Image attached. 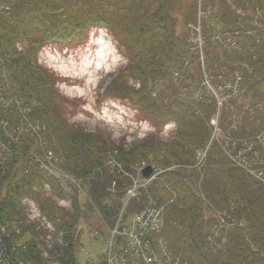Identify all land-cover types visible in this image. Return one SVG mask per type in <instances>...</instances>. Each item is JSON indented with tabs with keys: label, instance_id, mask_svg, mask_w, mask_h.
Segmentation results:
<instances>
[{
	"label": "trees",
	"instance_id": "1",
	"mask_svg": "<svg viewBox=\"0 0 264 264\" xmlns=\"http://www.w3.org/2000/svg\"><path fill=\"white\" fill-rule=\"evenodd\" d=\"M209 4L214 14L203 30L218 38L214 48L206 43L207 68L243 84L238 113L220 112L221 129L230 134L216 139L210 121L217 106L189 100L173 86L176 75L193 71L185 68L194 54L178 26L198 25L197 0H0V264H51L50 257L55 264H95L80 259L81 221L128 257L129 235L138 233L132 220L147 209L161 211V225L144 229L145 237L155 249L162 242L179 263L264 264V163L261 177L250 175L220 141L251 145L264 162V31L255 36L248 25L253 15L264 19V0H204ZM99 27L127 59L102 101L132 106L138 123L154 130L131 144L72 122L78 101L38 64L45 46L75 49ZM154 84L172 94L160 101ZM171 122L174 133L164 138ZM144 162L156 176L128 199L136 165ZM26 202L38 207L40 220L31 219ZM96 263L107 264L103 257Z\"/></svg>",
	"mask_w": 264,
	"mask_h": 264
},
{
	"label": "rangeland",
	"instance_id": "2",
	"mask_svg": "<svg viewBox=\"0 0 264 264\" xmlns=\"http://www.w3.org/2000/svg\"><path fill=\"white\" fill-rule=\"evenodd\" d=\"M184 1L185 0H183V2ZM197 4L198 17H200L198 18V26L190 24L192 27L190 28L188 25L187 29H184L182 24L178 26L179 33L185 30L189 48L194 54V57L192 56L193 60L190 58L187 60L185 68L193 70L194 72L191 71L187 76L184 73L176 75L173 86L180 91L179 93L181 96L189 100H197L203 102L207 106H217V113L212 121H210V125L213 127L212 138L216 139V137L220 138V136L228 135L226 133L230 132L231 128H228L226 133L221 129L219 123L220 112H223V108H226L228 118L230 115L238 113L239 106L243 100V96H241V86L243 87V84L240 85L239 80L227 82L223 75L215 78L213 77L214 73L212 70L207 68L205 51L208 46L206 43L209 40L211 43L209 48H214L218 33L212 28H206V33L203 30V20H205L206 24L209 26L213 18L214 10L211 4L206 5V8L204 7V0H197ZM180 5L181 4L178 5V8ZM178 8L174 15L180 18L181 14ZM248 25L251 27V33L255 36L259 34L260 30L264 31V19L261 18L259 14L253 15V17L249 19ZM89 38L90 40H88V42H85L79 49L73 50L74 52L71 50L63 51L61 48L51 46L47 51L43 52L42 58L38 59L39 65L50 68V71L52 69L56 76H59L61 81V83L58 82L60 92L70 100L78 101L77 107L70 105L72 109H76V115L72 114L71 121L80 123L92 133L101 132L106 135L111 134L113 138L123 139L129 144L144 138L147 134H151L152 130L150 125L138 123L132 106L123 105V103L117 101H113V103L102 101L104 86L110 83L112 74H117V72L122 69L125 65V63H122L126 62V59L122 57L118 50L116 41L113 40L112 37L106 36L102 31L94 29ZM222 46L223 48H228V44H222ZM217 48L222 47L219 45ZM198 60L201 69L199 68L200 65L198 64ZM186 72L187 70L185 73ZM232 77L229 79L231 80ZM63 82L65 84H62ZM102 84L104 85L101 86ZM226 84L227 89H225ZM153 86H155L153 88L154 90L161 88L160 101L166 100L172 94L171 90L162 88L157 84ZM229 88L232 89L233 93H231ZM71 107L69 112L72 111ZM228 118L224 121L225 127L229 124ZM236 122L237 120H234V126H236ZM172 126H168V130H166L165 133H161L164 138H168L174 133ZM220 141L224 148L227 149V151H223L225 154L229 153V159L238 162V164L245 169H252L249 173L250 175H255L257 173V175L261 177V175L258 174L263 171L259 169L262 163H264L260 162L261 151H252L250 153L251 145H248V149H245V147L233 148L227 145L229 141L227 137L220 139ZM230 147L231 151L229 150ZM236 149H238V151H236ZM199 152L198 159L200 161L204 160L205 153ZM112 162L113 164H111ZM114 162L115 160L112 159V161H109V165L114 167ZM145 166L147 165L144 162L142 164H137L136 168L141 171ZM154 176L156 175L154 174ZM154 176L148 179V182L145 181L143 187L148 186L155 178ZM139 179H142L141 174H139ZM71 185L78 187L81 193V202L83 204L86 203V197L80 182L72 179ZM61 204H63V206L68 205L66 202H61ZM26 205L31 219L35 222L40 220V211L38 207L28 202H26ZM40 222L45 225L43 220ZM80 223L79 227H83L84 229L82 242L86 249V251H82L80 254V259L82 261L90 259L97 264L96 262H100L102 257L105 258V252L107 251L105 244L107 241L105 238L97 236L99 234L89 229L87 225L85 226L83 221ZM92 223L94 226L97 225L96 221ZM49 230L52 231V229ZM145 253L148 254L147 249H142L139 252V254L142 255ZM49 259L51 264H55V261H53L54 257H50ZM130 264H145V261L142 256H138L134 258V260H130Z\"/></svg>",
	"mask_w": 264,
	"mask_h": 264
},
{
	"label": "built area",
	"instance_id": "3",
	"mask_svg": "<svg viewBox=\"0 0 264 264\" xmlns=\"http://www.w3.org/2000/svg\"><path fill=\"white\" fill-rule=\"evenodd\" d=\"M143 185L139 181L135 180L134 185L129 189V197H134ZM161 211L155 209H147L141 214L135 215L132 220L133 228H136L138 233H131L130 246L128 252V257H125L122 253L113 250L112 240H107L106 242V255L105 261L107 264H130V260H134L138 256L144 258L145 264H185L179 263L178 260L173 258L165 249L164 244L160 242L157 249L153 247L147 237L144 235V229L152 225V229H158L161 225L160 222ZM159 230V229H158ZM147 249L148 254H139L140 250Z\"/></svg>",
	"mask_w": 264,
	"mask_h": 264
},
{
	"label": "water",
	"instance_id": "4",
	"mask_svg": "<svg viewBox=\"0 0 264 264\" xmlns=\"http://www.w3.org/2000/svg\"><path fill=\"white\" fill-rule=\"evenodd\" d=\"M153 172H154V168L151 165H149L142 170V177L144 179H150L152 177Z\"/></svg>",
	"mask_w": 264,
	"mask_h": 264
}]
</instances>
